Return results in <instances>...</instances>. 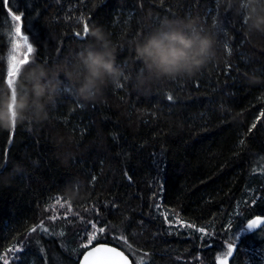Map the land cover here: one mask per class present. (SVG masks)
<instances>
[{
	"label": "trees",
	"instance_id": "16d2710c",
	"mask_svg": "<svg viewBox=\"0 0 264 264\" xmlns=\"http://www.w3.org/2000/svg\"><path fill=\"white\" fill-rule=\"evenodd\" d=\"M243 3L0 0V85L26 57L21 70L70 59L96 26L125 72L99 102L62 91L46 119L0 130V264H78L98 243L134 264H215L228 244L231 264H264V225L247 228L264 215V36L246 33ZM164 18L194 19L216 55L143 92L134 41Z\"/></svg>",
	"mask_w": 264,
	"mask_h": 264
},
{
	"label": "clouds",
	"instance_id": "9594fccd",
	"mask_svg": "<svg viewBox=\"0 0 264 264\" xmlns=\"http://www.w3.org/2000/svg\"><path fill=\"white\" fill-rule=\"evenodd\" d=\"M226 3L232 8L237 0ZM242 9L246 33L264 36V0H244L242 8L234 9L235 14L240 15ZM89 34L95 43L73 53L70 59L52 67L40 63L24 67L14 96L8 85H0V130H12L25 120L38 123L46 119L49 106H55L62 91H72L79 100L95 103L103 99L109 83L120 84L125 72L117 65L109 34L103 26L94 27ZM133 51L142 63L134 86L143 92L157 83L194 76L216 55L214 37L200 30L194 19H161L134 41Z\"/></svg>",
	"mask_w": 264,
	"mask_h": 264
},
{
	"label": "snow or ice",
	"instance_id": "6c2138e0",
	"mask_svg": "<svg viewBox=\"0 0 264 264\" xmlns=\"http://www.w3.org/2000/svg\"><path fill=\"white\" fill-rule=\"evenodd\" d=\"M12 20L18 22V21L21 20V17L20 16H13ZM84 31H85V33H87V31H88L87 27H85ZM15 35H20V28L19 27H16ZM21 38L23 40L24 47L27 49V54H31L34 51V49L28 43V38L26 36H23ZM13 47H14V49H18V45H14ZM12 59L15 60L16 58L12 57ZM28 62H29V60L26 57L24 60L10 65V71H9V74H8L7 83H8L9 88L12 89V91H13V96H14V93H15V79L18 76L23 64L28 63ZM169 99H171V97H169ZM257 224H258L257 221H251V222H249L247 224V228L251 231L252 229H255L257 227ZM92 228H93L92 234H90L88 236L89 244L92 241H95V240H97L99 238V236L97 234L96 226L93 225ZM33 230H35V229H33ZM98 231H99V233L102 234L105 231V229L100 228ZM85 246H87V245H85ZM231 248H232V245L230 244L229 245V251H228L229 255H231ZM95 251L96 252H102L103 251V252L112 253V254H114L115 257H119L120 258L119 262L108 261L107 264H127V261H126V259H124L123 254L121 252L116 251L115 248H96ZM92 254H93L92 252L88 253L89 256H91ZM85 259H87V257H85ZM4 264H7V260H5Z\"/></svg>",
	"mask_w": 264,
	"mask_h": 264
},
{
	"label": "water",
	"instance_id": "95a60500",
	"mask_svg": "<svg viewBox=\"0 0 264 264\" xmlns=\"http://www.w3.org/2000/svg\"><path fill=\"white\" fill-rule=\"evenodd\" d=\"M251 221H257V227H260L262 225H264V215H259L254 217ZM250 221V222H251ZM255 228V229H256ZM229 245L228 244L226 247V251L223 252L222 254H218L215 260V264H231L232 259L235 257L237 250H238V246L235 244H231L232 248H231V255L228 254L229 251ZM96 248H115L116 251L121 252L123 254L124 259H126L127 264H134L133 260L131 259V257L122 249H120L119 247L110 244V243H98L95 245H92L91 247L87 248L86 251L83 253V255L81 256L78 264H107L108 261H115V262H119L120 258L119 257H115L114 254L112 253H108V252H96L95 249ZM89 252H92L93 254L91 256L88 255ZM85 257H87V259H85Z\"/></svg>",
	"mask_w": 264,
	"mask_h": 264
},
{
	"label": "rangeland",
	"instance_id": "374dc122",
	"mask_svg": "<svg viewBox=\"0 0 264 264\" xmlns=\"http://www.w3.org/2000/svg\"><path fill=\"white\" fill-rule=\"evenodd\" d=\"M182 225L183 226H185V223H182ZM227 245H225L223 248H222V250L220 251V254H222L223 252H225L226 251V247Z\"/></svg>",
	"mask_w": 264,
	"mask_h": 264
}]
</instances>
